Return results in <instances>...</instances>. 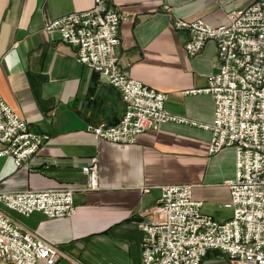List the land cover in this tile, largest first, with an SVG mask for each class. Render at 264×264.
<instances>
[{"label": "crops", "instance_id": "0c3cea01", "mask_svg": "<svg viewBox=\"0 0 264 264\" xmlns=\"http://www.w3.org/2000/svg\"><path fill=\"white\" fill-rule=\"evenodd\" d=\"M255 0H114L127 16L121 24V64L126 74L169 95L167 108L210 124L211 94H185L203 89L219 70L215 41L190 57L186 30L175 29V17L203 18L218 26L227 14ZM94 0H0V92L30 128L51 135L25 167L12 157L0 158V192L74 187L77 213L48 219L12 215L62 252L57 264H140L144 232L140 222L153 219L161 186L191 184L203 201V212L220 221L233 210L227 181L236 175V150L209 153L212 133L188 123L167 122L139 135L134 144L96 139L89 124H116L126 111L121 92L92 68L79 63L74 46L48 21L92 8ZM168 7V8H167ZM99 160L100 187L85 190L82 166ZM203 264H231L219 251H209Z\"/></svg>", "mask_w": 264, "mask_h": 264}, {"label": "built area", "instance_id": "2783aa9c", "mask_svg": "<svg viewBox=\"0 0 264 264\" xmlns=\"http://www.w3.org/2000/svg\"><path fill=\"white\" fill-rule=\"evenodd\" d=\"M227 18L218 26L201 17L172 20L175 29L188 32L184 47L190 57L199 55L208 41L216 42L219 70L208 76L205 88L184 91L212 95L215 110L210 124L171 112L166 106L168 93L126 74L119 47L121 24L127 16L114 0H94L92 8L45 25L75 47L79 63L98 72L122 94L126 111L119 122L88 125L96 139L134 144L142 133L178 122L210 130V154L228 147L236 150V175L227 181L231 195L227 207L233 216L220 221L203 212V201L194 198L191 184L162 185L153 219L139 223L144 232L140 264H203L212 250L226 255L231 264H264V0L230 11ZM50 139L48 133L33 131L0 92V158L12 157L17 167H25ZM82 172L87 176L85 190L100 187L97 157L83 165ZM76 191L60 187L0 192V264H57L62 255L59 245L12 213L72 217L77 213Z\"/></svg>", "mask_w": 264, "mask_h": 264}]
</instances>
